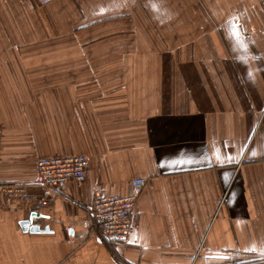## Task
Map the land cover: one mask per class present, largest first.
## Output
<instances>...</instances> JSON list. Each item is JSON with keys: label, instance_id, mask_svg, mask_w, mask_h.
<instances>
[{"label": "crops", "instance_id": "crops-1", "mask_svg": "<svg viewBox=\"0 0 264 264\" xmlns=\"http://www.w3.org/2000/svg\"><path fill=\"white\" fill-rule=\"evenodd\" d=\"M14 1L106 45L13 49L0 32V185L30 196L0 187V264H264V0L0 8ZM47 71L69 78L32 81ZM71 154L90 158L82 184L36 183L38 159ZM135 177L133 231L105 240L94 190L127 195Z\"/></svg>", "mask_w": 264, "mask_h": 264}, {"label": "built area", "instance_id": "built-area-1", "mask_svg": "<svg viewBox=\"0 0 264 264\" xmlns=\"http://www.w3.org/2000/svg\"><path fill=\"white\" fill-rule=\"evenodd\" d=\"M28 5H33V0H23ZM1 139V134H0ZM90 167V158L85 154L55 155L43 157L37 161L36 183L50 189L75 181L82 184ZM146 185V179L135 177L132 180L130 192L126 195L107 194L103 189L96 188L91 201V212L101 229L105 240L125 243L134 228V218L138 199ZM9 201H27L30 196L24 184L0 185ZM42 200L35 207L46 205Z\"/></svg>", "mask_w": 264, "mask_h": 264}, {"label": "rangeland", "instance_id": "rangeland-1", "mask_svg": "<svg viewBox=\"0 0 264 264\" xmlns=\"http://www.w3.org/2000/svg\"><path fill=\"white\" fill-rule=\"evenodd\" d=\"M9 8L6 11L4 7L0 8V32L3 33L1 34L3 46L13 47V49L29 48L53 51L58 48L103 47L106 45L102 40L103 36H105L104 33L99 30L93 34L92 25L79 27V29H70L68 25L44 23L41 16L35 11L36 9H25L19 2L9 3ZM34 53L41 54V56L35 58H52L49 55L47 57L42 55L46 52ZM32 73L33 75L30 76L32 81L44 79L43 76L45 75L49 79H53L59 74L62 75V79L69 78L64 76L68 74L65 72L59 74L54 71ZM35 90L41 91L43 89Z\"/></svg>", "mask_w": 264, "mask_h": 264}, {"label": "water", "instance_id": "water-1", "mask_svg": "<svg viewBox=\"0 0 264 264\" xmlns=\"http://www.w3.org/2000/svg\"><path fill=\"white\" fill-rule=\"evenodd\" d=\"M37 216V213H32L30 215V218L29 220H26L24 221L22 224L26 227H28L32 232L33 231H38L39 230V227L38 226H34L31 222H32V219L33 217H36Z\"/></svg>", "mask_w": 264, "mask_h": 264}]
</instances>
